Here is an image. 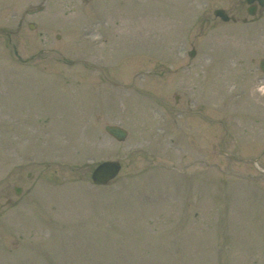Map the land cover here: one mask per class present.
I'll use <instances>...</instances> for the list:
<instances>
[{"label":"rangeland","instance_id":"374dc122","mask_svg":"<svg viewBox=\"0 0 264 264\" xmlns=\"http://www.w3.org/2000/svg\"><path fill=\"white\" fill-rule=\"evenodd\" d=\"M219 8L247 17L243 0H47L65 52H21L38 73L0 52V107L54 115L18 150L0 115V264H264V18ZM105 161L119 178L94 185Z\"/></svg>","mask_w":264,"mask_h":264},{"label":"flooded vegetation","instance_id":"af4514ba","mask_svg":"<svg viewBox=\"0 0 264 264\" xmlns=\"http://www.w3.org/2000/svg\"><path fill=\"white\" fill-rule=\"evenodd\" d=\"M46 1L47 0H42L40 4H31L26 8H24L21 2H9L8 5L4 7L1 6L3 2H0V52L8 55L13 54L18 62H20V65L15 66L16 68H31L38 72L40 69H48L49 67L48 65H29L35 58V54H32L28 59H22L17 56V52H56L53 41L55 39H61V36L57 35L54 39V37H51L54 35L50 34L51 29L49 26L52 27V25H39L37 20L38 14L45 10ZM254 10L255 15L250 17L251 19L264 18V8L256 6ZM227 13L236 19L234 22L235 24L239 22V19H243V23L248 22L246 17L243 18L236 13ZM245 13L249 14V6L243 1V15ZM51 33L53 32L51 31ZM2 88L3 87L0 88V97L5 95V90H2ZM0 108L2 110L0 115L3 121L4 137L8 145L7 148L18 150L20 144L24 142L26 143L25 147L31 146L33 149H36L41 146L40 143L42 144L46 136L52 135L53 133L49 131V126L53 123L52 118L54 117L50 111L47 113L22 112L16 114L12 113L10 110L2 107ZM41 117L46 119L41 120ZM39 133L42 135V140H39ZM14 137L15 142L12 140ZM8 140H10V142H8ZM24 163H28L23 164L24 166H28L26 168L30 167V162L28 160H25ZM24 175V173L21 175V190L23 188V182L26 180ZM32 177H34V175L28 172L27 178L32 179ZM15 187L16 186H8L6 189L7 205L13 203V198H15L16 195Z\"/></svg>","mask_w":264,"mask_h":264},{"label":"water","instance_id":"95a60500","mask_svg":"<svg viewBox=\"0 0 264 264\" xmlns=\"http://www.w3.org/2000/svg\"><path fill=\"white\" fill-rule=\"evenodd\" d=\"M248 4L258 2L260 5L264 6V0H246ZM253 13V12H252ZM215 15L223 18L224 21H228L229 17L225 14L223 10L215 11ZM195 53L191 55L194 56ZM262 71L264 72V59L260 62ZM106 131L114 138L120 142L126 140L128 132L118 126H107ZM121 170V164L119 162H104L100 164L93 172L92 179L95 184L107 185L110 181L117 178Z\"/></svg>","mask_w":264,"mask_h":264}]
</instances>
